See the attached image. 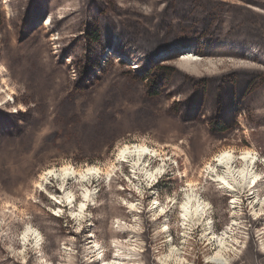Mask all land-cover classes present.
<instances>
[{
    "label": "rangeland",
    "instance_id": "rangeland-1",
    "mask_svg": "<svg viewBox=\"0 0 264 264\" xmlns=\"http://www.w3.org/2000/svg\"><path fill=\"white\" fill-rule=\"evenodd\" d=\"M178 4L191 9L194 23L208 13L212 44L205 54L212 56L192 50V26L169 18ZM41 10L40 18L25 24L30 19L25 13L36 17ZM52 16L57 20L48 31ZM97 28L99 46L89 38ZM214 44L250 48L264 60V0H0V107L3 116L16 121L12 126L0 120L4 251L22 264L29 259L31 264H215L210 259L219 250L209 234L224 232L225 264H264V207L253 209L248 193L234 204L207 173V165L214 167L213 158L224 150L233 151L238 163L250 151L261 178L253 190L256 201L263 199L264 102L245 108V124L239 123L240 110L234 124L217 136L211 133L209 114L184 119L185 110L193 107L183 110L182 94L166 95L177 66L192 75L196 92L209 89L211 75L221 82L235 80V70L245 68L259 70L253 75L262 88L255 97L264 98V64L250 55L218 56ZM172 46L181 48L141 72L146 61L138 56L148 60ZM117 48L132 52L113 56ZM170 69L175 75L169 79ZM147 74L157 88L168 81L159 97L148 95ZM174 98L178 101L172 103ZM134 144L156 153L136 173L118 159L123 145ZM64 165L94 166L103 174L84 183L70 181L69 204L56 180L38 178ZM157 168L163 173L155 179L144 174ZM84 189L91 192L88 201ZM191 194L206 207L201 218L184 220L181 203ZM83 201L86 209L78 218ZM249 219L256 223L253 239ZM26 227L39 232V248L33 239L24 244Z\"/></svg>",
    "mask_w": 264,
    "mask_h": 264
},
{
    "label": "trees",
    "instance_id": "trees-1",
    "mask_svg": "<svg viewBox=\"0 0 264 264\" xmlns=\"http://www.w3.org/2000/svg\"><path fill=\"white\" fill-rule=\"evenodd\" d=\"M52 1V0H51ZM31 4V3H30ZM50 5V4H49ZM53 5V4H51ZM99 5V4H98ZM97 5V6H98ZM185 7H183V5L178 4L176 6V9L173 11V9L169 10V18L172 19H177L179 21V23H183L185 22L186 24H189L190 26H192V28L194 29L193 32V39H196L194 42V46L192 48V50L194 49V47H196L197 49L195 51H197V54H203L205 57L206 55L212 56V52H206L205 54V49L207 50L209 48V46L212 44H210V41L212 40V38H210L208 36V34L210 33V27L211 24L209 19L210 17L208 16V13H206L204 15V18L202 20H199L197 23H194L193 19H192V11L190 10H186L184 9ZM31 10V9H30ZM42 10L40 12H37L36 17H34V14L32 15V17H29L27 15V13H25V17L28 19L25 24L27 25V23L29 22H33L38 16H42ZM175 13V14H174ZM41 14V15H40ZM40 18V17H38ZM56 17L52 16L50 17L48 24H47V29L48 31H52L51 28L52 25L55 23L56 21ZM47 21V20H45ZM50 26V27H49ZM89 38H90V42H92L93 45H97L99 46L101 44V38L102 36L99 33V29H95L93 32L89 33ZM104 37V41H107V43L110 42V37L109 36H103ZM192 39V40H193ZM119 41V40H118ZM125 43L129 42L124 40ZM201 41H205V42H201ZM199 42V43H198ZM201 45H204L201 46ZM216 45V44H214ZM187 46V45H186ZM203 47V49H201ZM213 50H216L218 52L219 55H225V56H229L231 58H245L246 55H250L253 56L254 61H258L261 64H264V60H261L256 57V50L253 49H242V47L240 46H229L226 45L224 47V45L221 44L220 45H216V46H212ZM181 48L178 46H172V48L170 47L169 49L166 48H162L161 50L155 52L153 54L152 57L147 58L143 57V56H138L139 59L143 60L142 62L146 63L143 66L142 69V73H147V71H149V68L151 67V65H153L155 62H158L161 60V58L163 57L164 59H169L172 57V55L176 54V51H178V49ZM116 51V52H115ZM115 51H113V56H127L130 55L132 51H125V50H121V49H115ZM233 52H238V53H233ZM162 58V59H163ZM140 66L135 67V70L140 69ZM178 73L176 72V75H178V77L180 78L179 81H175L176 79V75H175V70H168V78L170 79L171 77H173L175 75L174 78H171L173 81V84H171V90L168 91V93L166 94L168 97H175L177 96V94H182V99H178L179 101L182 102V106H183V110H185L187 107H193V109L191 110L193 113H190L189 111L184 112V119H189V120H193L194 118L197 119L201 114L199 112L201 111H205L208 115L209 119H214L213 124L211 126V133L213 135H217V136H223L224 133L227 131L228 126H232L234 124L233 122V117L238 114L240 112V110H243L244 113L242 115H239V123L245 124V119L247 116H249V113L246 112L245 108L247 107H252L253 103L254 105L258 104L261 105L263 104L262 102H264V98H259V97H255L257 96L259 89L262 88V86H259L262 82H260V80L256 78L255 75H253V73H255L256 71L259 70H255V69H245V68H238L237 70H235V72H237L236 74V79L234 80L232 77L229 78V80L224 78V81H219V76L216 75H211L208 78H210V80L208 81L209 84V89H207L205 92H196L195 89L197 87V82L192 80L191 81V74H189L188 72H186L184 69L179 68L178 66L175 68ZM261 72V71H260ZM141 73V74H142ZM223 80V79H222ZM233 80V81H232ZM257 80V81H256ZM144 81L145 82H149V85H151L150 90L148 91V95L151 98H156L159 97L162 91L165 90V87L167 88L166 85H168V81L164 82L163 86L161 87V89L158 87L157 88V82L155 78H151L150 74H147V76L144 77ZM175 81V82H174ZM228 82V86L226 85L224 86V82ZM203 84V83H201ZM173 85V86H172ZM225 88H229L224 90L223 92L221 90L225 89ZM218 91H221L222 93H220L221 95L219 96ZM221 97V98H220ZM222 99V100H221ZM252 99V101H251ZM172 103L173 102H177V99H171ZM251 102V103H250ZM252 104V105H250ZM194 105V106H193ZM186 106V107H184ZM195 107V108H194ZM3 110L5 111L4 107H0V120L5 119L8 121L12 122V126L13 124H16V121H12V118L10 116L5 117L2 115ZM222 110V111H221ZM22 112V111H21ZM220 112V113H219ZM14 111L12 112L13 115ZM24 113V112H22ZM15 118V116H13V119ZM215 121L216 124L214 123ZM1 128V127H0ZM1 130V129H0ZM250 219H249V223H250ZM252 224V228H251V239H253V235H254V231L256 230V223L255 222H251ZM76 236V235H75ZM5 253L6 255L4 256L5 258L2 261V264H22L21 262H19V260H15L14 258H12L9 254H7L2 245H0V255L1 253ZM144 253V252H142ZM4 262V263H3ZM25 264H31L30 259L25 263Z\"/></svg>",
    "mask_w": 264,
    "mask_h": 264
},
{
    "label": "bare ground",
    "instance_id": "bare-ground-1",
    "mask_svg": "<svg viewBox=\"0 0 264 264\" xmlns=\"http://www.w3.org/2000/svg\"><path fill=\"white\" fill-rule=\"evenodd\" d=\"M151 153L153 152L148 149L145 145H123V147L119 149L118 159L119 161L128 164L132 173H136L137 171L145 169V159ZM153 154L156 153L154 152ZM242 157L244 158L242 159ZM240 158L241 161L238 163L236 158H234L233 151L224 150L213 158V161L216 163L214 167L211 166V163L207 165V173L209 176L212 177V181L215 182L221 190L226 191L232 195V197L234 198V204H239L238 200L242 193H248V200L250 201L253 209H256V207H260V209H263L264 197L262 200L256 201L258 196L257 193L253 190L255 189V187L253 186H255V184L261 181V178L259 179V174L254 170L255 157H253L250 151H244L240 155ZM161 173H163L162 168L144 171V174L147 175L146 177H148L149 179H155L156 176L160 175ZM102 174L103 171L100 168L94 166H89L86 169L79 170L64 165L59 167V169L57 170H48L44 172V174L40 175L38 178L42 182H44V180L48 181L50 178L56 180L60 184V188L63 189V193H65V199L69 202V204H71L73 195L66 190L70 181H73L74 179H79L82 183H84L89 181L91 178L97 179ZM40 186L42 187V185H39V187ZM90 197L91 192H89L88 189H84V200L88 201ZM181 204V216L184 220H193V218H201L202 213L204 212L206 207V205L201 202L199 198L192 194L187 195L186 199ZM81 205H84V207H81ZM79 207V212L76 215V217L78 218L83 215L86 209L85 202H81L79 204ZM158 212H160L159 209L157 213ZM226 234L227 233L224 232L221 235L217 236L212 232L209 234V241L213 240L219 250L216 255L210 259L211 263L213 262L215 264H221L223 262V254L225 253V251H227L225 244ZM21 236L24 244L30 243L33 239V241L35 242L34 246L36 248H39V246L41 245L40 234L33 227H26L25 230L22 232ZM101 262L103 264H106L103 261ZM225 262H223V264H225ZM107 264L118 263L114 260L111 262H107Z\"/></svg>",
    "mask_w": 264,
    "mask_h": 264
},
{
    "label": "snow or ice",
    "instance_id": "snow-or-ice-1",
    "mask_svg": "<svg viewBox=\"0 0 264 264\" xmlns=\"http://www.w3.org/2000/svg\"><path fill=\"white\" fill-rule=\"evenodd\" d=\"M244 157H242V159H243ZM81 207H84V205H81Z\"/></svg>",
    "mask_w": 264,
    "mask_h": 264
}]
</instances>
